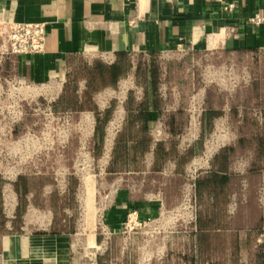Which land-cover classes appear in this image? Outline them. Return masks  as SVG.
<instances>
[{"label": "crops", "instance_id": "0c3cea01", "mask_svg": "<svg viewBox=\"0 0 264 264\" xmlns=\"http://www.w3.org/2000/svg\"><path fill=\"white\" fill-rule=\"evenodd\" d=\"M228 3L233 7L227 10L224 6ZM255 15L263 17L260 24L250 21ZM0 16L19 22H43L46 29L41 53H5L0 47V83L7 77L36 85L62 81L81 56L99 58L102 61L98 62L110 69H120V75L104 86L124 85L127 89L122 132L110 148L107 167L113 188L108 221L115 232L121 216L133 207L141 208L144 217L155 215L158 204H165L172 183L177 181L174 188L180 191L185 162L197 155L193 145L182 152L173 142L186 123L183 98L170 96L173 88L181 93V85L170 83L166 95L161 92V83H153L150 77L142 82L136 80L143 93L137 100L128 79L139 66L134 56L148 58L146 63L140 62V69H145L155 63L156 55L170 52L182 43L191 54H220L222 61L232 59L244 65L245 80L234 97L225 93L220 113L227 121L228 137L231 123L236 124L232 135L237 138H228L227 144L222 142L220 153L211 160L213 171L203 181L207 185L220 181L223 191V224L216 229L224 237L221 262L257 261L252 248L263 228L264 213L259 209L251 223L244 207L259 200L256 187L252 197L241 191L250 183L247 173L256 172V153L264 149V128L259 126L264 121V0H0ZM205 115L207 118L210 114ZM130 117H135L136 129L124 133ZM156 133L171 137L173 144L170 139L155 142L152 136ZM243 157L247 163L245 176L235 164V159ZM203 181L197 180L198 189ZM128 182H137L143 186L142 191L134 192ZM44 184L45 188L52 187L53 182L45 180ZM150 184L161 186L159 197H150L152 193L144 190ZM233 184L238 188L231 189ZM50 195L53 196L52 191L32 189L28 178L15 177L13 182L4 184L0 180V264L82 263L74 250L78 247L77 232L68 218L48 204ZM233 204L237 207L233 208ZM246 246H250L248 257V250L243 252ZM216 258H212L214 262L220 256ZM257 264H264V257Z\"/></svg>", "mask_w": 264, "mask_h": 264}, {"label": "rangeland", "instance_id": "374dc122", "mask_svg": "<svg viewBox=\"0 0 264 264\" xmlns=\"http://www.w3.org/2000/svg\"><path fill=\"white\" fill-rule=\"evenodd\" d=\"M147 59L134 56L139 66L128 78L137 100L143 93L136 80L150 77L147 68L151 65L140 69V62ZM100 60L81 56L69 67L64 80L52 84L36 85L13 77L0 83V180L4 184L15 177L28 178L32 189L52 191L48 204L68 218L77 232L78 247L74 250L82 258L80 264H225L220 260L224 237L221 230L216 231L223 224L225 207L221 183L207 185L203 180L212 173L211 160L220 153L222 142L237 138L232 135L236 124L231 123L228 137L227 121L220 113L225 93L234 97L244 82V65L232 59L222 61L220 54H191L189 50H172L154 57L160 66L161 92L169 94L166 87L170 83L181 85V93L173 88L170 96L183 98L186 123L173 142L182 152L193 145L197 155L185 162L180 191L174 188L177 181L168 186L167 200L158 204L155 215L144 217L140 207H133L121 216L115 232L108 221L113 188L107 167L110 148L122 132L127 89L124 85L104 87L111 79ZM134 118L130 117L124 133L134 132ZM261 123L264 128V121ZM153 139L157 143L170 139L172 143L171 137L159 133ZM249 145L247 142L245 147ZM217 163L220 170V158ZM235 164L245 176V157L235 159ZM255 167V173H247L250 183L241 191L252 197L256 187L259 202L255 199L244 207L251 223L259 209L264 213V149L256 153ZM45 180L52 181V187L45 188ZM197 180L203 181L199 189ZM128 183L134 192L142 191L143 186L137 182ZM153 184L144 190L152 193L150 197H159L161 186ZM232 186L238 188L237 184ZM134 211L138 215L136 226L127 222L128 214ZM262 223L258 242L251 247L257 261L246 264H257L264 257V220ZM249 248L243 249L248 250L246 257ZM216 256L220 258L214 262Z\"/></svg>", "mask_w": 264, "mask_h": 264}, {"label": "built area", "instance_id": "2783aa9c", "mask_svg": "<svg viewBox=\"0 0 264 264\" xmlns=\"http://www.w3.org/2000/svg\"><path fill=\"white\" fill-rule=\"evenodd\" d=\"M232 3L224 6L225 9H231ZM250 21L254 24H260L263 17L253 16ZM46 29L43 22H19L0 16V47L5 53L12 54H38L45 48ZM175 51L186 52V47L182 43H177ZM22 80H17L21 83ZM136 211L128 214L127 222L134 226L138 224Z\"/></svg>", "mask_w": 264, "mask_h": 264}, {"label": "trees", "instance_id": "16d2710c", "mask_svg": "<svg viewBox=\"0 0 264 264\" xmlns=\"http://www.w3.org/2000/svg\"><path fill=\"white\" fill-rule=\"evenodd\" d=\"M103 66L105 68L104 69L105 71H109V73H110V79H112L117 74L120 75V69H110L109 67H107L105 65H103ZM159 67L160 66L156 62V63H153V65L149 68V70H150V73H149L150 74V79L153 81V83H158L159 80H160L159 79V71H160Z\"/></svg>", "mask_w": 264, "mask_h": 264}]
</instances>
